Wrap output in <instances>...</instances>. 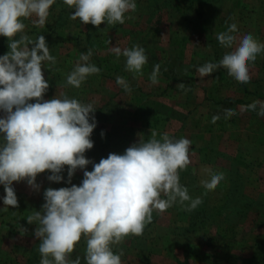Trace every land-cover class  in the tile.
I'll return each mask as SVG.
<instances>
[{"label": "clouds", "instance_id": "1", "mask_svg": "<svg viewBox=\"0 0 264 264\" xmlns=\"http://www.w3.org/2000/svg\"><path fill=\"white\" fill-rule=\"evenodd\" d=\"M63 2L74 9L70 12L73 20L97 27L122 24L130 18L126 14L137 8V0ZM54 3L0 0V36L8 38L9 47L0 55V185L5 192L0 196L4 205L0 210L18 205L13 182L26 180L39 190L38 174L49 170L48 179L61 182L67 166L66 183L71 186L45 189L41 210L26 217L37 225L34 234L39 239L40 264H81V257L72 259L71 253L82 236L86 239L85 264H122V252L114 251L113 245L129 234H143L154 210L163 212L175 204L191 210L201 203V197L193 198L180 183V171L190 163L191 141L152 131L147 139L141 137L123 153H109L99 162L85 156L94 145L91 134L97 126L96 108L67 94L44 98L49 81L43 69H51L56 57L43 34L33 39L24 31L25 18L34 17L33 24L45 26ZM216 38L226 50L218 60L198 66V73L206 77L223 65L239 82H249V64L264 52V42L250 32H239L234 20ZM110 51L117 58L124 57L126 71L142 75L148 62L144 47L113 46ZM92 55L91 49L80 53L66 76L67 85L79 88L90 75L101 71L91 62ZM159 72L157 63L150 74L152 84L158 83ZM116 82L131 92L124 77L117 76ZM246 108L258 109L257 114L264 116V101H253ZM225 113L231 116L235 110L226 108ZM217 118L218 114L211 117L213 121ZM89 164L92 170L87 169ZM77 169L83 170L79 185L72 183ZM202 171L200 183L206 189H214L224 176L210 166Z\"/></svg>", "mask_w": 264, "mask_h": 264}, {"label": "rangeland", "instance_id": "2", "mask_svg": "<svg viewBox=\"0 0 264 264\" xmlns=\"http://www.w3.org/2000/svg\"><path fill=\"white\" fill-rule=\"evenodd\" d=\"M239 1L243 3V6H236L235 8L233 4L231 5V0H217V4L213 3L211 9L219 7L221 9L220 14L223 17L229 16L228 19L232 18V21L236 22L239 32H250L257 40L264 42L262 40L264 35V0ZM155 6L156 0H137L136 10L126 14L130 18L122 24H115L116 27L106 23H102L97 27L91 23L84 24L79 19L73 20L70 12L74 9L64 4L63 0H55L50 8L45 26L33 24L34 17L24 19L25 33L36 36V33H31L33 30L43 32L50 53L56 57V63L52 65L51 69H43L44 77L49 81V87L44 94V98L51 99L56 95L67 94L70 98L75 97L82 102L93 103L96 108L94 115L97 126L93 130V141L94 147H98L99 152L102 154L100 159L104 156L107 157L109 153H123L131 144L139 142L141 137L147 139L152 131L141 128L140 125L155 121L166 128L170 118L166 120L162 114L165 115L168 111L171 115H182L180 111L172 110V106L168 105L162 98L174 99L179 96V93L183 92L180 85L184 82L171 78L170 74H166V71L161 70L162 72L160 71L158 74V83L152 84L150 74L154 69V65L158 63L156 59L163 61L174 60L175 58L169 64L174 77H182L183 73L187 75L189 70H193L191 76H185L190 79L189 83H197L198 80L208 83L210 80L215 81L216 84L211 85L208 90L210 96L222 97L225 95L227 88L228 91H233V93L241 96L242 91H240V88H231L229 85L230 79L225 77L223 65H217L213 72L206 77L201 76L197 71L201 61L205 63L218 60V55L221 57L226 50L225 45L221 43L209 45L207 36L201 28L197 30L193 26V28L190 26L180 27L178 20L181 21V19L178 13L172 14L169 6L154 13ZM63 8L68 11L65 19L67 22H64V19L61 18L64 15L61 12ZM234 9L235 12L232 14L230 11H234ZM188 17L191 19V23L197 25L199 19H206L208 15L202 14V10L197 8L191 11L188 10ZM57 18H60L59 21L64 22L59 29L55 28ZM160 18L162 21L158 27L159 29L153 32V27ZM219 21L221 22L220 19ZM218 24L222 27L224 25L223 22ZM90 25L95 28L90 27ZM90 32L94 36L96 45L92 49V51L95 50L93 54L105 58L112 66L121 61L125 69L124 57L117 58L110 51L113 46L125 48L139 44L144 47L148 62L143 66L142 75L125 70L124 72L129 75L125 76L121 72L107 69L111 76L97 73L90 75L79 88L67 85L66 76L72 70L80 55L75 48L74 37L79 35L82 38ZM66 37L71 40H67ZM54 41L56 45L54 44V47H52ZM0 42H6L8 45V38L0 36ZM6 49L9 50V48ZM259 56L258 54L255 63L264 62V58ZM91 62H94L92 57ZM249 74L250 79L264 74V64L254 65L253 62H250ZM117 76L124 77L130 85L137 83L141 88L127 92L117 84ZM236 83L241 84L242 82L237 80ZM200 85L201 87L193 88L194 90L190 93L186 91L185 95L187 97L185 99L189 104L199 101L204 93L207 95L204 86ZM170 101L174 102L173 100ZM259 101H264V98H259ZM115 104L122 108L120 114H116L113 109H111L113 111L109 110ZM188 106L190 107V105ZM244 107L245 112L247 110L246 105ZM197 108L199 110L200 107ZM248 111L250 112L249 118L230 123L226 122L227 125L229 123L231 126H238L247 123L254 127L257 132L264 130V116L258 115V111L255 115H252L249 109ZM191 123L193 121L189 120V124ZM189 124H187L188 128ZM190 127L192 126L190 125ZM157 133L162 134V132ZM169 135L173 136L172 134ZM173 137L177 138V135ZM248 148H250V145L240 144V151L241 149L243 151L248 150ZM219 151V148H216L213 155H218ZM256 154L260 156L261 151L258 150ZM85 156L97 162L98 158L92 152L90 155L85 154ZM224 156L228 158L227 155ZM236 159L232 162L230 172L227 174L228 178L234 180V182H231V186L226 182V184L220 185L223 190L217 186L216 189H206L202 184L195 181L187 187L190 195H194L193 198L196 196L201 197V203L198 206L205 215L199 217L205 220H201L202 223L198 222V224L202 225L199 224L203 227L202 230L188 231L191 225L188 224L187 219L193 215L182 212L180 209L184 207L181 205H179L181 208L176 205L168 208L167 211L170 214H163L158 210H154L153 220L146 225L143 234L140 236L129 234L123 241L113 245L114 251L122 252V264H154L151 256L161 251H167V255H170V257H156L158 264H264V233L262 232L264 230V198L260 197L262 191L255 187L258 183L251 181L254 177L251 173V167H245L244 162L248 158L238 155ZM240 163L244 164L241 165ZM62 174L65 180L61 182L50 181L48 179L49 170L38 174L36 183L40 186L39 190L33 189L26 180L13 182L18 205L8 207L6 211L0 210V264H40L39 239L34 234L37 225L35 223L30 224L26 217L35 210H41V206L45 202V189L48 187L58 189L71 186L66 183L67 166H65ZM181 174L183 172L180 171ZM82 179L83 170L77 169L72 178V183L79 185ZM225 192L228 197H224L226 199L221 198V195ZM3 195H5L4 187L0 185V196ZM221 203L223 210L219 212ZM2 207H4L3 201L0 200V208ZM241 211H243L242 214L239 213ZM232 228H234L236 237ZM206 231L210 234L216 233L213 244L206 239L207 236L204 237L203 233H206ZM221 234L225 237V241L220 236ZM77 244H80V246L83 244V252L79 257H81V264H85L83 257L86 239L82 236ZM146 255H149L148 258H144ZM76 257H72V259ZM138 258L141 261H138Z\"/></svg>", "mask_w": 264, "mask_h": 264}, {"label": "crops", "instance_id": "3", "mask_svg": "<svg viewBox=\"0 0 264 264\" xmlns=\"http://www.w3.org/2000/svg\"><path fill=\"white\" fill-rule=\"evenodd\" d=\"M262 40H264V35ZM259 55L260 58H264V52H261ZM253 64L263 65L264 62H253ZM200 82L201 81L199 80L197 81L196 87H201L200 84H202L205 89L204 91L207 92V95L204 93V95L200 99L201 101L198 99L199 101H195L194 103L189 104L185 99L187 97L185 95L186 91L179 93V96L174 99L163 97L162 99L167 102L168 105L172 106V108L170 107L172 110L177 112L180 111L182 115H170V119L168 120L166 128L163 127L162 129H157L150 126V124H148L147 122L145 125H140L142 126L141 128H145L149 131L162 133L167 132L168 134H172L173 136L177 135V138L185 136L191 141V144L189 146L190 163L185 169L181 170V172H183V174L180 175L181 184L189 187V184H192L195 181L200 183V180L204 175V172L202 171L203 167L210 166L213 172H222L224 174L223 179L220 180L218 184L219 186L217 185V187L222 189L223 187H221L220 185H224L226 184V182L230 185L232 181L234 182L233 179L227 177V174L230 172L229 170L232 162L237 160L236 158H238V155H243V157L248 158V160L244 162L245 167L250 166L251 173L254 176L251 181L258 183L257 185H255V187L262 191L260 197L264 198V130H262L261 132H257L247 123L238 126L229 125L230 122L238 121L239 119H247L250 116V112L248 111V109H245L246 111L244 112L245 105L231 104L230 101H225L229 100V97L237 98L240 96L236 93H233V91H228V88L227 90H225L226 93L222 97L210 96V92L208 90L211 85L216 84L215 81L210 80L209 83ZM159 99H161V97H159ZM175 99L177 100L175 101ZM170 100H173L174 102L172 103ZM188 105H190V107ZM197 107H200L199 110H197ZM225 108L234 109L235 114L231 116L226 115ZM213 114H218V118L215 121L211 119ZM0 115H3V113L0 112ZM189 120L193 121V123L189 124ZM226 122H229L228 125ZM187 124H189V128L187 127ZM190 125L192 127H190ZM244 143L250 145V148L245 151L241 149L240 151V144ZM215 145L216 148H219L220 150V153L218 155H213V152L216 151ZM258 150L261 151L260 156L256 154ZM224 155H227L228 158ZM240 164L243 165L242 163ZM226 192L225 194L221 195V198L228 197ZM192 197H194V195H192ZM254 197L260 198L257 196ZM175 205L180 207L179 204ZM221 206L222 203L220 204L221 210L219 212L223 210ZM180 210L182 211L183 209L181 208ZM161 213L165 214L169 212L165 210ZM12 216L14 217V215ZM262 232L264 233V230ZM167 254V251H161L158 254H153L151 256L152 262L154 264H158V262L156 261V257H170V255L168 256ZM137 260L141 261L140 258H138Z\"/></svg>", "mask_w": 264, "mask_h": 264}, {"label": "trees", "instance_id": "4", "mask_svg": "<svg viewBox=\"0 0 264 264\" xmlns=\"http://www.w3.org/2000/svg\"><path fill=\"white\" fill-rule=\"evenodd\" d=\"M218 1H222V0H218ZM213 3L217 4V0H197V1H195V0H156V6L154 7L155 11H153V12L154 13L158 12L160 9L169 6L171 8L172 14L178 13L179 18L181 19V21L178 20L180 27L190 26L191 28H193V27H195V29L197 28V30H199L201 28V30H203L207 36L206 37L207 43L209 45H215V44L220 43L216 38L217 34L219 32H221L226 27L228 22L232 21V18L228 19L229 16L223 17V15L220 14L221 9L219 7H215L214 9H211L213 6ZM232 4L234 5L235 8H236V6L237 7L243 6V3H240L239 0H231V5ZM197 8L199 10H202V14L208 15V17H206V19H204V18L199 19V23L197 25H194L195 23H191L192 21L188 17V10L191 11V10H193V9L195 10ZM61 12L64 13V15H62L61 18L64 19V22H67L65 19L67 18L68 11L63 8L61 10ZM230 12L233 14L235 12V9H234V11H230ZM231 13H229V14H231ZM219 19L221 20V22H223V24H224L223 27H222V25L219 26L218 23L221 24ZM59 20H60V18H57V20L55 21V28H58V29L61 28L64 24V22L59 21ZM161 21H162L161 18L158 21H156V24L153 27V32H155L156 30L159 29L158 27L160 26ZM111 26L116 27L117 25H111ZM90 27L95 28L91 25H90ZM31 33H36V36L28 35L33 39H35L39 35L43 34V32L36 31V30H33ZM43 35L45 36V34H43ZM66 39L71 40L69 37H66ZM54 44L56 45L55 41L52 42V47H54ZM74 44H75L76 50L79 51V53L86 52L89 49L92 50L96 46L95 41H94V36L91 32L87 33V35L85 37L83 36L82 38L79 35L75 36L74 37ZM0 45L2 46V47L0 46V55H3L7 52L6 48H9V47H8L6 42L1 43ZM94 51L95 50H93L92 53ZM92 58L94 59V62H92V63H95L101 69V71L98 74H101L104 76H107V74H108V76H111L107 72V69H110V70L118 71V73L121 72L125 76H129L124 72L125 69H124L123 65L121 64V61L116 62V64L112 66L108 60H106L105 58L101 57L98 54L94 53L92 55ZM219 58H220V56L218 55V59ZM174 60H175V58H174ZM174 60L168 59V60L160 61V59H158V60L156 59V62L158 61V63L161 65L160 68H163V69H160V71L161 70L166 71L167 72L166 74H170L171 78L178 80L180 82L181 81L184 82L183 83L184 86L180 87V89L182 91H187L188 93H190L192 90H194L193 88H195L197 86V83H195V82L189 83L190 79H188V77H185V76H188V75L191 76L193 70H189L188 71L189 73L187 75H185L183 73L182 74L183 78L182 77H174L173 71H171L172 69L170 68V65H169L170 62L174 61ZM176 61H177V58H176ZM203 63H204V61L203 62L201 61V64L199 66L203 65ZM171 67H173V66L171 65ZM223 69H224L223 71H224L225 77L227 79H230L229 85L231 86V88L237 87L238 89L240 88V91H242L240 97H237V98L229 97V100H225L226 102L230 101L231 104H243V105L247 106V105L251 104L253 101H257V100L259 101V98H264V74L259 75L257 78L250 79V81L247 83L237 84L236 83L237 80L236 79L233 80L232 76L227 72L226 68L223 67ZM168 70H170V71H168ZM228 76H230L231 78ZM186 83H188V84H186ZM229 85H227V86H229ZM130 86H131V90H137V89L141 88L137 83H134V85L132 83ZM198 86H199V84H198ZM111 109H113L114 112H116V114L117 113L120 114L122 112V108L120 106L118 107L116 104L113 107H111L109 110H111ZM113 110H111V111H113ZM250 111L252 112V115H255L256 111H258V109L255 110V112H253L254 110H250ZM170 115L171 114L168 111L166 112L165 115L162 114V116H164V119H166V120L168 118H170ZM158 117H159V115H158ZM149 124H150V126L157 128V129L163 128V126H160L158 124V122H155V121L150 122ZM252 128H254V127H252ZM91 139L93 140V132L91 134ZM91 152L96 155L95 157L98 158L97 162H99L100 156L102 154H101V152H99L98 147L96 148L93 145V147L91 149L87 150L85 152V154L90 155ZM103 158H106V157L104 156ZM87 169L92 170V164L87 165ZM182 209H183L182 212L188 211V213L190 212L189 213L190 215H193L192 217L187 219L188 224L191 225V228H189L188 231L193 232V231H197V230H202L203 229V227H201L202 225L199 223L201 225V226H199V224H198V222H201V220H205V219H202V217H199L200 215H205V214H203V212H201L202 209L199 206H197L191 210H187L185 208H182ZM239 213L242 214L243 211H241ZM204 231H205V229H204ZM232 231L234 232V236L236 237V233L234 231V228H232ZM203 234H204L205 238L207 236L206 239L211 244L214 243L213 239H214V236L216 235V233L210 234V233H208V231H206V233L204 232ZM222 235L223 234H221L220 236L225 241V237H223ZM82 247H83V244H81V246H80V244H77L76 247L74 248V251L71 253V258L76 257V256H81L82 255L81 252H83ZM148 256L149 255H146V257H144V258H148ZM248 264H253V263H248Z\"/></svg>", "mask_w": 264, "mask_h": 264}]
</instances>
